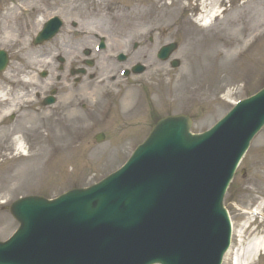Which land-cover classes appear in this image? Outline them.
Wrapping results in <instances>:
<instances>
[{
  "label": "rangeland",
  "instance_id": "obj_1",
  "mask_svg": "<svg viewBox=\"0 0 264 264\" xmlns=\"http://www.w3.org/2000/svg\"><path fill=\"white\" fill-rule=\"evenodd\" d=\"M245 1L248 0H233L231 7L240 8V5ZM201 2L202 0H0V48L5 49L12 60L5 75L0 76V82H5L4 78H17L16 73L23 72L22 67L29 68L32 73L45 70L49 74L55 75L58 72L56 55L64 58L71 57L74 51H80L86 47L90 49L91 45L95 43L93 34H100L107 37V48L101 57L96 58L98 64L95 65V69L91 70V72H95V80L107 79L110 74L117 77L118 69L124 65L112 63L109 60L110 57L105 59V55L122 52L130 60V63H140L146 67L145 73L140 76L130 75L122 83L125 85L123 92L134 83L148 85L151 82L155 85L156 82L159 83L162 80V85H170L176 94V90L184 85L190 94L188 98H191L190 110L180 107L181 105L177 107L175 104L170 110L175 113L194 114L195 119L191 131L193 133L203 132L220 119L233 102L251 96L264 86V25L261 27L263 35L260 39L255 40L253 44L246 42V44L239 45L238 51L234 52L238 60L233 67L225 69L226 72L220 67L219 64L224 65L227 63L226 59H229L226 56V48L220 46L218 47V56L215 51V57H213L218 60V73L213 71L210 73L209 70V75L206 76L208 79L209 77L215 79L212 82L209 80V83L195 82L197 71L201 69V67L195 66V54L202 45L200 40H205V38L202 39L200 29L196 27L198 25L196 16L201 13ZM209 3L206 2V4ZM19 7L24 8V14L21 16L18 11ZM208 8L219 11L217 18L211 21L212 26L209 29V34H212L213 42H216L217 45L218 43L224 44L230 40L228 35L226 36L222 31L228 16L220 14L218 0ZM245 11L246 9H244ZM244 12L241 10L240 14L231 13V16L234 20L238 18L240 20ZM5 13L8 15L7 18L4 17ZM53 15H57L63 21L59 33L49 42L33 46L31 41L35 33L41 24ZM259 20L264 21V10L260 14H254V22ZM24 23L31 25V33L23 30ZM72 23L76 24L75 27L71 25ZM171 42L178 44V49L172 55V59L180 61V67L176 69L170 68L167 62L156 59L158 49ZM68 43H72L74 47L71 48ZM222 52L225 53L224 59L220 54ZM47 55H50L51 58L49 59ZM101 60L106 64H100ZM28 61H33V63ZM35 61H38L37 64ZM110 63L114 65L113 71L108 68ZM209 63H214L212 58L209 59ZM74 64L71 65L74 66ZM117 80L120 79L117 77ZM83 81L84 83L90 82ZM180 91H182L181 88ZM123 92L120 93L123 95ZM179 96L181 95L176 94L175 99ZM121 99L122 96L118 98L115 106L114 104L112 106V109L118 108V115H120L119 109L125 108ZM7 102L0 101V158L3 159V162L0 161V191H3L0 195V241L6 240L18 226L9 214V206L13 201L29 195L54 198L71 188L85 187L101 180L122 164L129 151L128 148L137 143L136 141L134 144L131 143L125 148L116 150L115 155L112 154L113 159L110 162L103 161L105 155L102 150L98 149L111 144L107 140H113L114 134L118 135L119 130L122 129L117 120L116 109L111 115L109 114L110 127L104 129L107 137L101 145L95 142L94 136L103 130L101 129L103 124H99L94 117H92L93 122L88 120L78 110L77 118L71 117L70 112L67 113L68 117H63L62 130L59 135L50 136L48 134V136L53 138L52 143L55 146L59 144L61 149L66 148L63 144L68 141L67 136H64L66 132L69 129L84 126L87 122L89 138L76 139L74 144L63 150L61 155H53L48 158V161L44 156L41 160L36 161L37 154L41 149L48 152L45 141L48 138L46 135L38 134L39 131L37 133L30 131L31 128L36 127L33 120L29 123V120L33 119L31 113L22 112L16 117V120L12 121L13 123H10L7 113H5ZM83 102L84 105H87L85 101ZM18 107L15 108L18 109ZM87 110L85 113L88 112ZM75 113L76 111L72 112V116ZM56 114L58 115V113ZM83 117L86 122L81 124L78 119H83ZM12 133L24 140L23 148L29 155L28 160L9 164V158L14 154L10 138H8ZM79 141L80 144H78ZM90 147L92 151L97 152L95 156H93L94 152L90 157H87L85 153ZM107 149L109 150V147ZM111 151L115 150L111 149ZM56 153L59 152L56 151ZM63 156L69 157V160H62ZM73 162L76 163V166L73 165L74 169L70 171ZM31 166L36 168L30 172L33 180L30 183L22 182V179L28 176L24 169L27 171V167L31 168ZM241 169L244 171L243 176L239 172ZM4 171L11 175L17 174L20 179L9 178L10 176L1 178V173ZM239 171L224 199L225 207L234 224L232 249L225 264H231L234 256L238 254H235L237 251L236 239L239 238L235 236L236 234L241 236L242 246L248 245L255 239H264V215L262 219H255L254 215L249 214L248 211L250 208H256L262 209L264 213V131L253 141ZM254 264H264V255L255 260Z\"/></svg>",
  "mask_w": 264,
  "mask_h": 264
},
{
  "label": "water",
  "instance_id": "obj_2",
  "mask_svg": "<svg viewBox=\"0 0 264 264\" xmlns=\"http://www.w3.org/2000/svg\"><path fill=\"white\" fill-rule=\"evenodd\" d=\"M263 124L264 91L203 135H190L181 117L161 121L125 168L100 185L53 201L14 203L20 227L0 243V264H219L229 235L221 198ZM131 207L134 219L127 217ZM122 222L137 223L132 235L116 232ZM107 237L115 240L103 242ZM30 239L42 245L33 248Z\"/></svg>",
  "mask_w": 264,
  "mask_h": 264
},
{
  "label": "bare ground",
  "instance_id": "obj_3",
  "mask_svg": "<svg viewBox=\"0 0 264 264\" xmlns=\"http://www.w3.org/2000/svg\"><path fill=\"white\" fill-rule=\"evenodd\" d=\"M263 1L264 0H248V1L244 2L240 6V8L233 7V8H230L231 10L225 11L227 16H228V18H227L226 23L224 24V28H223L222 31L225 34L228 35L230 40H228L226 42L227 44L219 43L218 46H217L216 42L206 41L208 43V45L204 46L203 49L199 50L200 57H199V55H196V57L198 59H200L199 62H201V61L205 62L204 69L202 68L201 76L198 77L197 80H199L201 77H204V70L208 74L209 70H210V73H211L217 67V64H216L215 60L213 59V57H215L214 56L215 50H216V56H218V54H217L218 53V47L221 46V47L226 48V56L229 57L230 61L225 63V64L228 67H233L235 62L238 60L237 57H235L234 52L236 53L238 51L239 45L246 44V42H250L251 40H255V39L261 37V27L264 25V21H260L259 20V21L256 22L257 23L256 24L254 22V14H260L264 10ZM204 4H205V1H204ZM206 7H207V5L203 6L202 8H206ZM244 9H246L245 12H244ZM241 10H243V12H244L243 16L240 17V20H238L239 18L237 20H234V18L231 16V13L240 14ZM208 18H210V16H208ZM253 23H255V24H253ZM228 30H230V31H228ZM249 37H251V38L248 40ZM220 54L225 57V53L224 52H222ZM210 58L213 59V61H214L213 64L209 63V59ZM157 94H158L159 98H164L165 97V95L162 92H158ZM181 98H183V97H180V99ZM46 137L48 138L46 140V144H47L46 147L49 149V156H48L49 158L51 157V154H53L56 151H58V152L61 151L62 152V149L59 147V144H58V146H55L52 143V139L50 138V136L46 135ZM67 139H68V141H65L63 143L64 147H66V148L69 145H71L72 142L75 141L76 134L73 133V132H67ZM14 144L17 146V151H18L17 152V156H20L24 152L20 139L15 138L14 139ZM211 144H212L211 141L204 143L203 150L207 149V147H209ZM46 155H47V152L44 149H41L39 151V153L37 154L36 161L38 159L41 160L42 156H46ZM47 160H48V158H47ZM41 165H45V164H41ZM34 168H35L34 166H31V168L27 167V171L24 169V171L26 173H28V176L26 178H23L22 182L30 183L33 180L32 177H31L32 173H30V172H32L33 170L36 169V168L35 169ZM41 168H44V166H41ZM4 174L6 176H10L9 178H11V177L12 178H18L17 174H12V175L9 174V173H4ZM19 179H20V177L18 178V180ZM110 188H111L110 186L103 188L102 193L104 194ZM112 191L114 193H116L117 192V187H114L112 189ZM120 195L121 194L119 193L118 196L120 197ZM102 196L103 195L101 194L100 197H102ZM95 199L96 198L94 196H92L90 201H89V204L93 205L94 204L93 200L97 201ZM135 199L136 198H133V200H135ZM102 200H103V203H104L105 196L102 198ZM131 209H133V208L131 207ZM136 228H137V223L132 222V223L128 224V223H123L122 222L121 225H120V229L121 230H117L116 232L123 231V233H127L129 235H132L131 232L135 231ZM204 232H207V231L205 230ZM35 234H36V232H34L32 234L33 236H31V239H33ZM109 238L112 241L115 240L112 237H109ZM116 238L118 240L116 239L115 241H117L118 243H122V236L121 235L116 236ZM31 239H30L29 243L33 242ZM210 239L211 238H209V240ZM41 245H42L41 243H37L36 241H34V243H32L30 246L34 248V247L41 246ZM262 250H264V239L263 240L262 239L253 240L250 244H248L244 248V252L241 255H238V254L235 255V257H234V259L232 261V264H252L253 256L257 255ZM186 252L189 254V249H187ZM14 256L15 257L17 256V258H18L21 255H19L17 253V255L14 254Z\"/></svg>",
  "mask_w": 264,
  "mask_h": 264
}]
</instances>
